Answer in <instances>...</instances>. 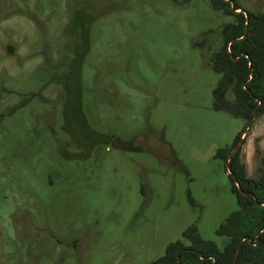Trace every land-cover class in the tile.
I'll return each mask as SVG.
<instances>
[{
    "label": "rangeland",
    "instance_id": "374dc122",
    "mask_svg": "<svg viewBox=\"0 0 264 264\" xmlns=\"http://www.w3.org/2000/svg\"><path fill=\"white\" fill-rule=\"evenodd\" d=\"M233 21L209 0H0V264H149L190 226L223 249L238 205L214 155L247 123L213 110L211 58ZM239 159L257 179L264 114Z\"/></svg>",
    "mask_w": 264,
    "mask_h": 264
},
{
    "label": "trees",
    "instance_id": "16d2710c",
    "mask_svg": "<svg viewBox=\"0 0 264 264\" xmlns=\"http://www.w3.org/2000/svg\"><path fill=\"white\" fill-rule=\"evenodd\" d=\"M209 3L215 11L234 19L222 27L223 44L211 58L212 70L220 74L212 91V108L248 123L256 113L264 114V14L245 10V13L233 12L232 3L236 10L243 11L237 0H209ZM77 24L75 20L74 26ZM80 29L83 52L81 55L76 53V59L71 62L72 71L60 77L68 96L79 92L80 65L88 52V29L84 26ZM69 80L77 86H69ZM240 136L241 133L229 147L217 150L214 157L226 164ZM239 154L240 148L229 159L230 175H227L238 209L231 212L215 232L228 239L223 249L204 240L198 228L190 226L182 233L188 245L180 240L172 242L161 257L149 264H264V160L258 178L248 179ZM232 176L238 181L242 193ZM188 200L194 204L190 194Z\"/></svg>",
    "mask_w": 264,
    "mask_h": 264
},
{
    "label": "water",
    "instance_id": "95a60500",
    "mask_svg": "<svg viewBox=\"0 0 264 264\" xmlns=\"http://www.w3.org/2000/svg\"><path fill=\"white\" fill-rule=\"evenodd\" d=\"M231 10H232L233 12H235V13H240V12L245 13L244 10H243V11H242V10H236V9L234 8L233 3L231 4ZM245 32H246V30H245ZM244 35H245V34H244ZM259 115H260V113H256V114L253 116V118H252V119L246 124L244 130H243L242 133H241V136H240V139H239L237 145L234 147L233 151L230 153V155H229V157H228V161H227L226 164H225V170H226L227 175H230V172L228 171V162H229V159H230V158L235 154V152H237L238 149L242 146V142H243V138H244L245 134H246L247 131L250 129V127L253 125L254 121L256 120V118H257ZM232 177H233V179H234V183H235V185H236L238 191L241 192V189H240V187H239L238 181L236 180V178H235L234 176H232ZM241 193H242V192H241Z\"/></svg>",
    "mask_w": 264,
    "mask_h": 264
},
{
    "label": "flooded vegetation",
    "instance_id": "af4514ba",
    "mask_svg": "<svg viewBox=\"0 0 264 264\" xmlns=\"http://www.w3.org/2000/svg\"><path fill=\"white\" fill-rule=\"evenodd\" d=\"M140 192H141V194H142L143 197H145L147 195L146 194V191L143 188L140 190Z\"/></svg>",
    "mask_w": 264,
    "mask_h": 264
}]
</instances>
